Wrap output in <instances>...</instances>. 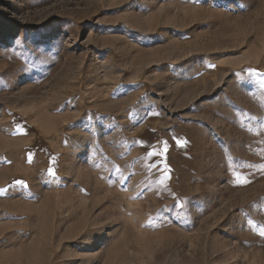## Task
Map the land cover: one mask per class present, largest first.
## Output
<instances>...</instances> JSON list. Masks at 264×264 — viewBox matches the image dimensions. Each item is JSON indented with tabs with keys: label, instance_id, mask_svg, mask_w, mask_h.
Wrapping results in <instances>:
<instances>
[{
	"label": "rangeland",
	"instance_id": "374dc122",
	"mask_svg": "<svg viewBox=\"0 0 264 264\" xmlns=\"http://www.w3.org/2000/svg\"><path fill=\"white\" fill-rule=\"evenodd\" d=\"M252 70L264 0H0V264H264Z\"/></svg>",
	"mask_w": 264,
	"mask_h": 264
},
{
	"label": "snow or ice",
	"instance_id": "6c2138e0",
	"mask_svg": "<svg viewBox=\"0 0 264 264\" xmlns=\"http://www.w3.org/2000/svg\"><path fill=\"white\" fill-rule=\"evenodd\" d=\"M211 67H215V66L212 65ZM251 74H254V75L258 74V75L264 76V73H256L255 70H252ZM180 143H182V145H183V144H186L187 141L180 142ZM167 153H168V144H167V142H164V146H163L162 150L150 152L148 154V157H147V158H151L153 156H160V157H162L164 159L163 167H164V171H165V176H164L163 180L161 181L162 184L164 183V181H167V180L171 179V176L169 175V173L171 172V169H170V167H169V165L167 163ZM29 162H31V155L29 156ZM117 171H119V169H117ZM50 174L52 176L56 175L54 170H50ZM236 182L238 184H246L247 183L246 180H242L240 177H237ZM15 183H16V185H19V186H21L23 188H27L28 187V185L22 180L16 181ZM0 191H3V190H0ZM260 235L264 236V229H262L260 231Z\"/></svg>",
	"mask_w": 264,
	"mask_h": 264
}]
</instances>
